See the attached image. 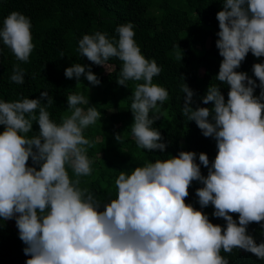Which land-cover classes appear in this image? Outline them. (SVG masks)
Returning <instances> with one entry per match:
<instances>
[{
    "label": "clouds",
    "instance_id": "9594fccd",
    "mask_svg": "<svg viewBox=\"0 0 264 264\" xmlns=\"http://www.w3.org/2000/svg\"><path fill=\"white\" fill-rule=\"evenodd\" d=\"M216 19V47L223 58L216 79L228 86L227 100L213 84L201 98L213 107L193 109L194 91L184 80L181 85L183 115L216 141L211 166L206 153H199L198 164L195 152L180 151L130 174L120 171L117 198L104 203L102 211L101 202L81 188L79 179L93 171L87 155L93 142L84 130L101 118L96 107H81L89 105L88 97L69 95L71 114L59 124L50 119L47 107L53 98L47 92L37 99L0 100V218H15L24 254L31 257L26 264H229L221 252L233 249L264 259V242L257 244L247 233L250 223L264 221V62L252 65L259 85L236 71L249 52L264 57V0H224ZM133 29L130 22L118 26V40L107 33L84 35L78 50L95 65L104 66L110 57L121 60L119 85L143 81L133 94L131 131L138 148L164 152L163 137L153 127L158 118L149 113L169 93L153 83L162 69L141 54ZM0 40L19 61L28 62L34 48L30 18L11 12L0 28ZM64 75L78 82L83 75L91 85L100 84L91 68L80 63L65 68ZM10 79L23 84L24 70L15 65ZM257 87L259 96L254 95ZM33 121L39 132L29 138ZM115 139L120 141L119 134ZM200 165L208 169L206 176ZM193 181L203 185L196 189L201 209L212 205V215L223 218L226 227L185 202ZM231 214H238V221Z\"/></svg>",
    "mask_w": 264,
    "mask_h": 264
},
{
    "label": "trees",
    "instance_id": "16d2710c",
    "mask_svg": "<svg viewBox=\"0 0 264 264\" xmlns=\"http://www.w3.org/2000/svg\"><path fill=\"white\" fill-rule=\"evenodd\" d=\"M224 0H0V28L4 19L13 11L30 18L34 48L28 62L19 61L12 50L0 40V100L13 102L21 98L37 99L41 92H47L53 103L47 107L50 119L61 123L71 114L67 97L82 93L89 99L87 109L94 106L101 113L95 124L84 130L85 138L93 142L87 155L93 160L92 173L80 177L81 188H87L103 204L117 198L115 180L120 171L130 174L135 167L157 160L170 159L180 151L206 153L209 166L217 153L216 141L204 137L194 121L183 115L181 85L184 82L194 91L193 109L205 105L202 97L213 84L221 87L227 100L228 86L216 79L222 57L216 47L219 22L216 13L222 10ZM134 25V40L141 54L155 60L162 69L153 77V83L165 88L168 100L158 102V110H151L150 117H157L153 127L157 128L166 144L164 152L138 148L131 127L134 121L131 103L136 84L143 81H126V87L116 81L120 77L123 62L110 57L104 66L95 65L78 50V42L84 35L96 32L107 33L110 39H119L118 26ZM181 57V59H179ZM264 62L249 52L238 72H246L250 78L259 81L253 74L252 65ZM74 63L91 68L100 84L91 85L82 75L79 82L68 79L64 70ZM19 65L24 70V83L17 84L10 77L13 68ZM87 70V69H86ZM183 77V79H182ZM260 88L254 90L259 96ZM42 100V103H46ZM35 115L39 116V109ZM4 126L0 125V132ZM39 125L33 121L30 137L38 135ZM121 137L118 142L115 136ZM29 166H33L31 159ZM38 169V166H36ZM67 167L70 178L76 179L71 167ZM201 174L208 169L200 165ZM203 185L193 181L185 202L208 215L210 222L226 227L223 218L212 215L214 207L201 209L196 189ZM238 221V214H231ZM247 233L257 244L264 242V221L250 223ZM26 245L19 238V231L9 220L0 218V264H26L31 258L24 254ZM229 264H264V259L242 249H233L231 254L221 252Z\"/></svg>",
    "mask_w": 264,
    "mask_h": 264
},
{
    "label": "rangeland",
    "instance_id": "374dc122",
    "mask_svg": "<svg viewBox=\"0 0 264 264\" xmlns=\"http://www.w3.org/2000/svg\"><path fill=\"white\" fill-rule=\"evenodd\" d=\"M9 221L11 222V224H12L15 228H17L16 223H15V218L10 219ZM17 230H18V228H17ZM18 231H19V230H18Z\"/></svg>",
    "mask_w": 264,
    "mask_h": 264
}]
</instances>
